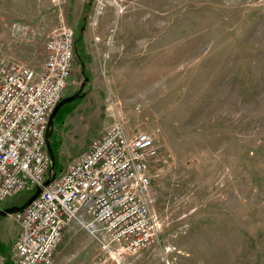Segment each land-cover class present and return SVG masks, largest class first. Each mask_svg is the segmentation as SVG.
<instances>
[{"label": "rangeland", "instance_id": "rangeland-1", "mask_svg": "<svg viewBox=\"0 0 264 264\" xmlns=\"http://www.w3.org/2000/svg\"><path fill=\"white\" fill-rule=\"evenodd\" d=\"M63 24L76 40L64 97L89 81L54 120L53 172L116 120L149 132L159 235L119 263L72 223L55 264H264V0H0V57L40 72ZM20 233L0 216V264H17Z\"/></svg>", "mask_w": 264, "mask_h": 264}, {"label": "built area", "instance_id": "built-area-1", "mask_svg": "<svg viewBox=\"0 0 264 264\" xmlns=\"http://www.w3.org/2000/svg\"><path fill=\"white\" fill-rule=\"evenodd\" d=\"M14 27L26 36L25 26ZM75 50V32L63 24L47 39L40 72L0 57V205L36 189L49 175L46 132L64 97ZM159 149L149 132L130 133L121 120L114 121L36 199L13 214L21 228L14 245L16 263L55 264L57 246L72 223L86 228L102 252L119 263L153 244L159 225L151 164Z\"/></svg>", "mask_w": 264, "mask_h": 264}, {"label": "water", "instance_id": "water-1", "mask_svg": "<svg viewBox=\"0 0 264 264\" xmlns=\"http://www.w3.org/2000/svg\"><path fill=\"white\" fill-rule=\"evenodd\" d=\"M88 81H89V79L86 77L84 82L81 84L79 90L75 94H73L71 96L63 97L60 100V102L55 106V108L53 109V111L50 115L48 128H47V132H46V141H47V147L49 150V154H50L52 163H51V168H50L49 175H48L47 179L42 183V185H38L36 187L34 193L22 205H15V206L7 207L4 209H0V215L1 216L13 215L16 212L22 211L26 206H28L34 199H36L40 195V193L42 192L44 187L49 185L56 178L57 174L53 172V170L55 169L56 155H55V152L52 148L51 141H50V137L52 135V131H53V127H54V120H55V117H56L58 111L60 110V108L64 104L70 103V102L74 101L76 98H79L83 95V93H82L83 89L86 86V84L88 83Z\"/></svg>", "mask_w": 264, "mask_h": 264}, {"label": "trees", "instance_id": "trees-1", "mask_svg": "<svg viewBox=\"0 0 264 264\" xmlns=\"http://www.w3.org/2000/svg\"><path fill=\"white\" fill-rule=\"evenodd\" d=\"M83 93V92H82ZM85 96V94L83 93V95L81 96V97H79V98H76L74 101H72V102H70V103H67V104H64L61 108H60V110L58 111V113H57V115H56V117H55V121L59 118H61V117H63V116H65V115H67L68 113H70V112H72V110L74 109V107H75V105L76 104H74V103H77L78 101H80L81 99H82V97H84ZM73 104V105H70V104ZM51 145H52V148H53V150H54V152H55V154H56V148H54V145H53V143L51 142ZM56 171L58 172V166H56ZM34 191H35V189H33V190H31V191H27L28 193H29V195L31 196L33 193H34ZM19 205H22L23 204V202H20V203H18ZM15 205H17V204H12V205H10L9 207H11V206H15ZM1 216V215H0ZM4 217V216H3Z\"/></svg>", "mask_w": 264, "mask_h": 264}, {"label": "crops", "instance_id": "crops-1", "mask_svg": "<svg viewBox=\"0 0 264 264\" xmlns=\"http://www.w3.org/2000/svg\"><path fill=\"white\" fill-rule=\"evenodd\" d=\"M13 34V33H12ZM7 216V215H6Z\"/></svg>", "mask_w": 264, "mask_h": 264}]
</instances>
